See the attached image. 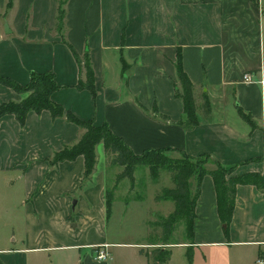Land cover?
Wrapping results in <instances>:
<instances>
[{
  "label": "crops",
  "instance_id": "obj_1",
  "mask_svg": "<svg viewBox=\"0 0 264 264\" xmlns=\"http://www.w3.org/2000/svg\"><path fill=\"white\" fill-rule=\"evenodd\" d=\"M263 3L0 0V77L24 87L31 73H52L59 88L51 101L95 128L106 125L135 155L167 149L195 158L208 155L209 171L220 163L235 169L233 177H263ZM70 47L81 58L89 56L94 94L79 89L85 75ZM178 53L195 97L197 124L190 128L183 126V105L174 96L181 90ZM246 74L252 82L242 80ZM26 96L0 84V106ZM205 99L207 115L201 111ZM84 132L65 118L53 120L46 110L29 111L23 126L12 114L0 118V264H150L140 250L162 247H172L164 264H254L264 253L262 190L236 186L227 230L217 214L209 174L199 184L191 240L181 222L182 232L173 234L182 240L166 245L111 241L107 227L116 201L106 217L111 183L99 166L103 144L95 149L97 164L86 180L81 156L50 164L56 152L75 145ZM164 186L173 187L171 178ZM189 186L193 196L194 178ZM153 202L167 204L162 215L172 209V201ZM120 205L127 214L134 203ZM103 244L110 256L95 262L90 250Z\"/></svg>",
  "mask_w": 264,
  "mask_h": 264
},
{
  "label": "trees",
  "instance_id": "obj_2",
  "mask_svg": "<svg viewBox=\"0 0 264 264\" xmlns=\"http://www.w3.org/2000/svg\"><path fill=\"white\" fill-rule=\"evenodd\" d=\"M60 21L61 18L58 16V26ZM70 48L77 60L80 75H83V73L85 75V80L83 82L80 80L78 83L79 89L87 88L94 94L93 70L91 69L89 56L85 54L84 57L81 58L72 47ZM175 67L181 90L179 91L176 89L174 96L180 99L183 105V112L186 117L183 126H185V128H190L197 124L195 97L193 96V85L181 67L180 53L177 54ZM0 84L11 87L16 92L27 93V96L22 102H9L8 104L1 105L0 118L4 115L12 114L16 117L19 125L23 126L25 124L26 114L29 111L39 114V112L46 110L50 113L53 120L56 118H65L68 123L71 122L77 127L85 129V134L75 145L55 153L50 163L52 166H56V164L64 161L70 162L76 157L81 156L85 160L83 174L86 180L92 175L95 168V149L98 145L103 144L104 151L112 158L111 164L118 165L122 168V171L116 176L115 185L122 179H127L130 187H133L135 181L134 170L137 166H145L147 164L149 166L150 176L153 180L159 177L161 169L168 171L171 175L173 187L164 189L161 196L156 197V199L162 198L172 201L173 203V210L166 215V217H161V221L157 226L160 231V233L158 232V239L163 245L169 244V238L178 222L183 223L187 238L189 240L192 239V226L196 216L194 215V210L197 201L196 198L199 193V184L206 174L212 177L213 185H215L217 214H219L222 224L225 225V229H227L232 219L236 186L249 184L255 185L258 188L263 186L261 180L259 181L260 176L256 173L233 177L235 169L224 167L220 163H216L212 171L207 170L205 165L210 160L208 155L195 158L186 156L180 151H176L180 154L181 158L174 160L170 159L166 162L155 160V162L151 163L147 161L150 156L157 159L159 156L163 157L164 152H174L175 150H147L140 155L133 154L131 149L128 148L119 137L113 135L106 125L95 128L91 122L78 119L75 115L70 112H65L60 105L51 101V94L59 88L54 83V75L52 73H31L30 81L24 87H20L10 79L8 80L1 77ZM152 110L157 113L155 105ZM201 111H203L205 115L209 114L208 102L206 99L202 102ZM242 116L246 122L253 125L248 115L246 116L242 113ZM93 131L96 136L91 134ZM191 178L196 180L197 185L196 192L193 196H190L189 192V181ZM112 200L113 192L108 191L105 199L106 217L110 214ZM140 252L141 254H145L150 264H164L170 257V250H168V247L152 249L147 253H144L143 250H140ZM258 257H262V254H259Z\"/></svg>",
  "mask_w": 264,
  "mask_h": 264
},
{
  "label": "rangeland",
  "instance_id": "obj_3",
  "mask_svg": "<svg viewBox=\"0 0 264 264\" xmlns=\"http://www.w3.org/2000/svg\"><path fill=\"white\" fill-rule=\"evenodd\" d=\"M263 5H262V9L264 11ZM260 20L262 23L261 27H263L264 29V19L262 18V16ZM262 34L264 35V30L262 31ZM263 59L264 58H262V62ZM91 134L93 136H96L94 131L91 132ZM98 149H99L98 155L100 159L99 166L102 165V168H104L109 175L108 181L111 184L110 187L108 188L109 191L113 192V200L115 199L116 201V204L110 216L107 227V233L109 234V239L111 241L118 240L120 242H131V243L133 242L138 244L148 243L151 246L157 245L156 242L161 243V241L158 239V232L160 233V231L157 226L161 221V217H166V215H168L173 210V204L171 211L168 212L166 215H162L163 214L162 209L167 208L166 207L167 204L163 205V203H161V205L158 206L153 201L156 202L161 201L162 198L156 199V197L161 196L163 192L162 190L166 187L164 185L167 184L168 180H170L171 178L170 173L165 169H161L159 177L153 180L150 176V172L148 168L149 166L146 164L145 166H137L135 168L134 170L135 181L133 187H130L129 181L127 179H122L121 181L117 182L115 185L116 176L122 171V168L118 167V165L111 164L112 158L106 152L102 153V145H100ZM177 158H181L179 153L166 151L164 152L163 157L159 156V158L156 159L155 157L150 156L147 159V161L151 163L155 162V160H158L159 162L160 161L166 162L167 160L170 159L174 160ZM110 178L112 179L110 180ZM157 180L158 182L156 184ZM260 180L263 186H261L259 189H261L262 192L264 193V176L263 177L260 176L259 181ZM121 201L130 202V204L134 203V205L131 206L127 214H123L120 205ZM151 210L158 212L159 215L154 214L152 216L151 214L150 217L148 212H151ZM73 223L75 224V222ZM182 228H183L182 223L178 222L176 223L173 232L176 231V234L178 233L180 235V233L182 232L181 230ZM176 234L173 233L171 234L168 241L169 243L182 240L180 236H178V239L176 240ZM185 240H187V238H185ZM171 248L168 247V250H171ZM111 250H115V249L111 248ZM93 251L94 249L92 248L90 250V256H92ZM108 252L110 254V248H108Z\"/></svg>",
  "mask_w": 264,
  "mask_h": 264
},
{
  "label": "built area",
  "instance_id": "obj_4",
  "mask_svg": "<svg viewBox=\"0 0 264 264\" xmlns=\"http://www.w3.org/2000/svg\"><path fill=\"white\" fill-rule=\"evenodd\" d=\"M242 80H244V82H252L250 75L246 74L243 75ZM262 83H264L263 80H261ZM108 245L103 244L101 246H96L93 247L94 251L92 254V259L95 262H103L105 260H107L110 256L109 252H108ZM254 264H264V253H262V257H257V260L255 261Z\"/></svg>",
  "mask_w": 264,
  "mask_h": 264
},
{
  "label": "water",
  "instance_id": "obj_5",
  "mask_svg": "<svg viewBox=\"0 0 264 264\" xmlns=\"http://www.w3.org/2000/svg\"><path fill=\"white\" fill-rule=\"evenodd\" d=\"M73 204H74V202H73ZM222 227L225 228V225H223Z\"/></svg>",
  "mask_w": 264,
  "mask_h": 264
}]
</instances>
